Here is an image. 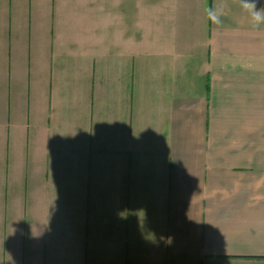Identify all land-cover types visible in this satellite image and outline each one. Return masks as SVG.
<instances>
[{
    "label": "crops",
    "instance_id": "0c3cea01",
    "mask_svg": "<svg viewBox=\"0 0 264 264\" xmlns=\"http://www.w3.org/2000/svg\"><path fill=\"white\" fill-rule=\"evenodd\" d=\"M0 264H264V24L0 0Z\"/></svg>",
    "mask_w": 264,
    "mask_h": 264
},
{
    "label": "clouds",
    "instance_id": "9594fccd",
    "mask_svg": "<svg viewBox=\"0 0 264 264\" xmlns=\"http://www.w3.org/2000/svg\"><path fill=\"white\" fill-rule=\"evenodd\" d=\"M259 0H239L240 7L250 16V22L253 28H258L264 24V7L258 8ZM207 19L215 25L222 23L221 16L225 15V6L216 5L205 9Z\"/></svg>",
    "mask_w": 264,
    "mask_h": 264
}]
</instances>
